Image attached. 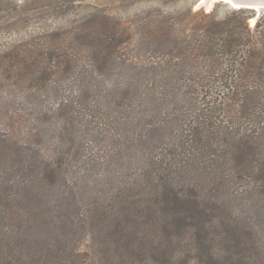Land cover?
Returning <instances> with one entry per match:
<instances>
[{
    "label": "trees",
    "instance_id": "trees-1",
    "mask_svg": "<svg viewBox=\"0 0 264 264\" xmlns=\"http://www.w3.org/2000/svg\"><path fill=\"white\" fill-rule=\"evenodd\" d=\"M197 2L0 0V264H264V11Z\"/></svg>",
    "mask_w": 264,
    "mask_h": 264
},
{
    "label": "rangeland",
    "instance_id": "rangeland-1",
    "mask_svg": "<svg viewBox=\"0 0 264 264\" xmlns=\"http://www.w3.org/2000/svg\"><path fill=\"white\" fill-rule=\"evenodd\" d=\"M196 9H200V8H197V4H196ZM220 11L221 13H223L224 11H226V8L224 6H221ZM258 17L259 16L257 13V18ZM251 24L252 25L255 24V19L251 20ZM6 36L12 38V36L9 33H6ZM50 85L52 87L54 83L52 84L50 83ZM67 88H68V85H66V89ZM39 89H40V83L39 82L33 83L32 80L28 77L10 76V77H7V79L5 80L0 77V105H5L9 109L15 111L18 114L22 113L25 119H29V117H31V115H33L36 111L35 108L32 107L33 103L36 106L40 105L41 103L52 105L53 104L52 102L56 101L53 98L51 99L47 97L36 98L34 96H29L30 92H34ZM2 119L3 117L0 116V129H7L6 123ZM20 127H21V124H20ZM98 155H102V154L98 153ZM96 158H99V157H96ZM107 169L109 170V168ZM95 170H96L95 172H97L99 168L97 167ZM122 171L127 172L128 169L123 168ZM111 178H112L111 174L106 175L104 177L103 182L108 183L111 180ZM90 180L93 181L94 178H91Z\"/></svg>",
    "mask_w": 264,
    "mask_h": 264
},
{
    "label": "water",
    "instance_id": "water-1",
    "mask_svg": "<svg viewBox=\"0 0 264 264\" xmlns=\"http://www.w3.org/2000/svg\"><path fill=\"white\" fill-rule=\"evenodd\" d=\"M224 3L233 9H249L256 11L258 16L264 11V0H198L197 8L208 12L213 10L216 4Z\"/></svg>",
    "mask_w": 264,
    "mask_h": 264
}]
</instances>
